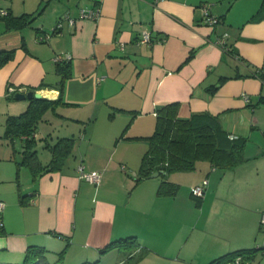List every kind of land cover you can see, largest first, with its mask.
Segmentation results:
<instances>
[{
	"label": "crops",
	"instance_id": "obj_1",
	"mask_svg": "<svg viewBox=\"0 0 264 264\" xmlns=\"http://www.w3.org/2000/svg\"><path fill=\"white\" fill-rule=\"evenodd\" d=\"M202 2L219 17L216 25L203 22ZM261 3L0 0L9 15H33L22 28L9 27L0 16V49L15 50L0 67V264L21 263L31 245L45 247L46 258L63 251L61 264H121L126 251L101 249L130 235L149 249L136 264H207L241 248H255L250 264H264V19L249 20ZM95 6L101 11L96 21L80 18L81 8ZM67 12L74 26L64 23L52 32ZM143 30L150 32V42H139ZM224 32L225 47L217 43ZM65 54L67 104L59 106L65 118L47 111L35 137L50 133L52 142L73 136L78 125L82 134L60 170H44L33 179L27 166L16 163L21 142L12 146L4 137L7 115L29 102L7 94L38 88L56 98L55 58ZM41 82L47 86L39 88ZM174 101L180 117L207 111L230 134L246 137L245 160L226 171L203 163L195 171L170 173L166 179L179 188L159 195L164 175L136 180L148 141L134 137L152 133L156 109ZM53 117L75 126L53 135ZM37 155L44 165L50 159L42 161L38 149ZM80 164L86 172H99V182L81 177ZM17 178L27 204L20 203ZM205 179L204 194L194 196L192 188Z\"/></svg>",
	"mask_w": 264,
	"mask_h": 264
},
{
	"label": "trees",
	"instance_id": "obj_2",
	"mask_svg": "<svg viewBox=\"0 0 264 264\" xmlns=\"http://www.w3.org/2000/svg\"><path fill=\"white\" fill-rule=\"evenodd\" d=\"M203 3L205 2L200 3L199 6ZM0 16L7 19L9 27L16 28H22L33 20V15L30 14L12 16L7 12L3 15L0 14ZM61 18H63V15L58 20ZM260 19H264V0H262L261 6L256 13L249 18L250 21ZM56 31L52 29V32ZM47 34L49 35V33ZM14 51V48L0 49V67L13 57ZM56 71L60 76L56 84V88L59 90L56 98L33 97L28 100L29 104L23 111L18 114L7 115L5 121L4 137L9 140L12 146H14L16 140L21 142V158L16 163L18 166H27L31 170L33 179H36L44 170H60L67 158L72 154L75 145L73 136L60 135L55 137L52 142L50 133H47L44 137H35L37 125L40 121L45 120L44 114L47 111L58 117L65 118L59 110V106L67 104L63 101L62 93L65 79L70 75L69 59L57 61ZM260 76L264 78V73H261ZM45 86L47 84L41 82L39 88H44ZM15 91L9 92L7 98L12 99ZM179 106V102L174 101L158 107L155 111V125L152 133L146 136L134 137L144 138L148 141L136 180L147 178L151 173L160 171V174L164 175L165 179L158 186L157 193L159 195L176 194L179 185L166 179L170 173L195 171L203 163L207 165L208 170L213 168L226 171L235 168L245 160L243 152L247 140L246 137L230 134L222 126L218 115H213L207 111L195 112L186 118L180 117L178 115ZM125 131L126 129L121 133L120 137H124ZM38 140H43V146L50 151V159L45 165L41 163L37 155L36 145ZM17 183L20 203L27 204L26 195L21 193L18 178ZM2 228H0V231ZM111 248H119L126 251V258L121 264H136L149 253V249L142 245L134 235L112 240L101 251L106 252ZM255 250V248H241L230 251L212 259L207 264H223L236 255H240L244 260L250 261L254 256ZM46 251L45 247L42 246H28L22 262L15 264H52L46 258ZM61 255H59L58 264H61ZM80 264L101 263L99 259H96Z\"/></svg>",
	"mask_w": 264,
	"mask_h": 264
},
{
	"label": "built area",
	"instance_id": "obj_3",
	"mask_svg": "<svg viewBox=\"0 0 264 264\" xmlns=\"http://www.w3.org/2000/svg\"><path fill=\"white\" fill-rule=\"evenodd\" d=\"M201 9L203 12V22L209 26H214L219 22V18L211 13L210 11V3L205 2L203 4H201ZM79 16L82 19H91L93 21H96L100 14V7L99 6H95L93 8H81L79 11ZM7 10L4 8L0 7V14H6ZM76 19L74 17H72L70 15L69 12L65 13L63 15V18H61L60 20H58L57 24L52 28L53 30H57V31H61L64 23H66L69 27L74 26ZM49 35L46 34V37H48ZM227 36V33L224 32L221 36H219L217 38V43H219L220 45H222L223 47L226 46L225 43V38ZM45 37H38V40H42ZM151 41V36H150V32L147 30H143L141 31L140 35H139V42L145 43V42H150ZM121 48H123V45H121ZM70 55L69 54H65L63 55V57L61 56H56V61H60L62 59H69ZM243 98L248 101V95L243 93ZM122 168H124V165L121 166ZM78 172L80 174L81 177H83L85 180L91 182V183H98L100 180V173L99 172H86L83 169V165L80 164L78 166ZM203 184H199V185H195L192 188V193L195 196H201L203 195L204 191H205V186L207 185V179L203 180L202 182ZM4 209V202L0 199V228L3 227V221L1 218L2 215V211ZM260 223H261V227L264 228V214H262V217L260 219ZM187 264H192V263H187ZM223 264H250V261L248 260H244L242 258V256L240 255H236L235 257H233L232 259H229L227 261H225Z\"/></svg>",
	"mask_w": 264,
	"mask_h": 264
},
{
	"label": "rangeland",
	"instance_id": "obj_4",
	"mask_svg": "<svg viewBox=\"0 0 264 264\" xmlns=\"http://www.w3.org/2000/svg\"><path fill=\"white\" fill-rule=\"evenodd\" d=\"M52 124L51 127H48V130L50 131H54L53 135L55 134H62L63 131L66 129L67 124L69 126H75L74 124H70L69 122L66 121H59V119L57 117H53L51 119ZM81 129V130H80ZM82 127L81 125H78L77 127H74V129L72 131H70L69 134L73 135L75 137V139L77 140V143L79 141V134H82ZM43 130V129H41ZM81 131V132H80ZM45 136V134H40V137ZM38 151H39V157L42 161H46V159H48L50 157V152L46 149L42 147V140H38ZM47 260L52 263V264H58L59 263V256H48ZM60 261L62 262V259H60Z\"/></svg>",
	"mask_w": 264,
	"mask_h": 264
},
{
	"label": "water",
	"instance_id": "obj_5",
	"mask_svg": "<svg viewBox=\"0 0 264 264\" xmlns=\"http://www.w3.org/2000/svg\"><path fill=\"white\" fill-rule=\"evenodd\" d=\"M53 94L47 95L45 93H42L41 90H34V89L30 88V89H27V90H16L14 92V94H13V98L15 100H30L33 97L34 98H42V97H44V98H51ZM159 174H160V171H155V172L151 173L150 176L151 177L152 176H157Z\"/></svg>",
	"mask_w": 264,
	"mask_h": 264
}]
</instances>
